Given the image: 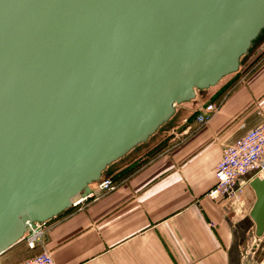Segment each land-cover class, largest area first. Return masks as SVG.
<instances>
[{"label":"water","instance_id":"95a60500","mask_svg":"<svg viewBox=\"0 0 264 264\" xmlns=\"http://www.w3.org/2000/svg\"><path fill=\"white\" fill-rule=\"evenodd\" d=\"M264 0H0V255L238 72ZM250 186L264 233V176Z\"/></svg>","mask_w":264,"mask_h":264},{"label":"crops","instance_id":"0c3cea01","mask_svg":"<svg viewBox=\"0 0 264 264\" xmlns=\"http://www.w3.org/2000/svg\"><path fill=\"white\" fill-rule=\"evenodd\" d=\"M249 53L238 72L177 105L159 139L103 173L116 190L47 222L45 247L57 264H264V233L254 236L250 216L254 176L238 200L208 195L223 148L264 120V40ZM211 101L222 104L199 126L195 115ZM251 235L262 242L254 256ZM39 250L22 240L0 264Z\"/></svg>","mask_w":264,"mask_h":264},{"label":"built area","instance_id":"2783aa9c","mask_svg":"<svg viewBox=\"0 0 264 264\" xmlns=\"http://www.w3.org/2000/svg\"><path fill=\"white\" fill-rule=\"evenodd\" d=\"M221 104L211 101L201 108L195 115L198 125L207 123ZM215 176L216 182L208 195L213 198L225 196L235 200L241 197L244 185L251 176H264V120L223 148L215 168ZM117 187L115 179L103 176L87 193L82 194L73 206L83 205L89 199H97L107 192L116 190ZM47 222H37L23 238L28 249L39 247L40 250L15 264H57L51 252L45 247ZM254 236L260 237L256 234Z\"/></svg>","mask_w":264,"mask_h":264},{"label":"rangeland","instance_id":"374dc122","mask_svg":"<svg viewBox=\"0 0 264 264\" xmlns=\"http://www.w3.org/2000/svg\"><path fill=\"white\" fill-rule=\"evenodd\" d=\"M263 40H264V29L261 31L260 35L254 40L253 45H252V47H251V49H250V52L254 51L255 48L258 46V44H260ZM248 53H249V52H248ZM249 54H250V53H249ZM244 56H246V55H244ZM244 56L242 57V60H244ZM233 74H235V73H233ZM228 76H230V75H228ZM228 76L224 77V78L221 80V82H223ZM221 82H220V83H221ZM220 83H219V84H220ZM207 90H208V89H207ZM203 91L205 92L206 90H203ZM197 93H198V96H199L200 93H203V92L198 91ZM197 98H198V97H197ZM197 98H196V99H197ZM196 99H194V100H192V101H195ZM181 104H182V103H181ZM178 105H179V104H178ZM165 124H167V123H165ZM166 126H167V125H162V126L159 128V130L149 138L148 141H146V142H144V143L138 145V146L135 147L132 151H130L127 155H125L124 157H122V159H120V161H117L113 166L111 165V166L105 171V174H108V171L111 170L110 168H113V167L116 166V164H118L119 162H123V161L128 160L129 158H132L133 156H135V155H137L138 153H140L141 150H142L143 148L146 149L150 144H152L153 142H155V140L159 139V137L163 134L164 128H165ZM139 151H140V152H139ZM248 208H249V206H248V204L246 203L245 210L247 211ZM250 237H251V238H250V240H251V241H250V242H251L250 254L254 256L255 253H256V252H254V251H256V250L261 246L262 242L260 241L261 239L255 238V237H253L252 235H251ZM255 247H256L257 249L254 250ZM253 250H254V251H253ZM251 261H252V262H255L256 260H251Z\"/></svg>","mask_w":264,"mask_h":264},{"label":"bare ground","instance_id":"6f19581e","mask_svg":"<svg viewBox=\"0 0 264 264\" xmlns=\"http://www.w3.org/2000/svg\"><path fill=\"white\" fill-rule=\"evenodd\" d=\"M254 42V41H253ZM241 60H242V58H241ZM197 96H198V93H197ZM184 103V102H183ZM177 106V105H176ZM164 125V124H163ZM99 181V180H98ZM98 181H96V182H94L93 184H95V183H97ZM93 184L91 185V187L93 186ZM41 222H43V221H41ZM26 235V233L24 234V236ZM19 243V242H18Z\"/></svg>","mask_w":264,"mask_h":264},{"label":"trees","instance_id":"16d2710c","mask_svg":"<svg viewBox=\"0 0 264 264\" xmlns=\"http://www.w3.org/2000/svg\"><path fill=\"white\" fill-rule=\"evenodd\" d=\"M201 92H204V91H201ZM113 179H115L114 177H112Z\"/></svg>","mask_w":264,"mask_h":264}]
</instances>
